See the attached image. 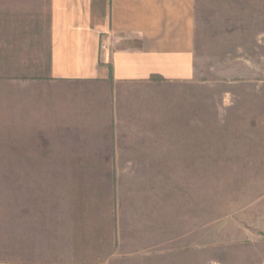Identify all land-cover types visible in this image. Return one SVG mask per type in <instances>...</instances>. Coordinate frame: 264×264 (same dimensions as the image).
<instances>
[{"label": "crops", "instance_id": "1", "mask_svg": "<svg viewBox=\"0 0 264 264\" xmlns=\"http://www.w3.org/2000/svg\"><path fill=\"white\" fill-rule=\"evenodd\" d=\"M195 5L0 9V136L12 128L15 160L36 163L0 183V264H199L181 175L213 172L199 143L215 107L198 99ZM218 106L223 126L246 123Z\"/></svg>", "mask_w": 264, "mask_h": 264}, {"label": "rangeland", "instance_id": "2", "mask_svg": "<svg viewBox=\"0 0 264 264\" xmlns=\"http://www.w3.org/2000/svg\"><path fill=\"white\" fill-rule=\"evenodd\" d=\"M46 4L0 0V9H45ZM195 6L198 99L215 107L211 141L199 143L204 150L199 155L213 157V172L181 175L182 196L192 195L197 215L199 264L206 257L214 264H264V0H196ZM222 102L237 104L241 109L235 112L231 106L229 116L246 123L238 128L217 122ZM252 119L255 126L248 124ZM8 131L0 136L5 155L0 157V183L7 191L14 180L27 176L15 169L36 164L15 160L12 128ZM205 234L206 254L200 246Z\"/></svg>", "mask_w": 264, "mask_h": 264}]
</instances>
